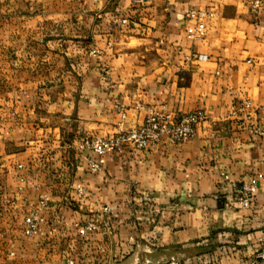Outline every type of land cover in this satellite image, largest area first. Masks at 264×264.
<instances>
[{
	"label": "crops",
	"instance_id": "obj_1",
	"mask_svg": "<svg viewBox=\"0 0 264 264\" xmlns=\"http://www.w3.org/2000/svg\"><path fill=\"white\" fill-rule=\"evenodd\" d=\"M252 1L45 0L28 18L0 16V264H255L264 135L247 126L264 128V0L256 11ZM188 9L215 12L201 38L185 32ZM245 101L248 118L234 112ZM162 105L205 120L185 143L125 145L89 168L97 156L77 150L82 138ZM222 174L256 179L249 208ZM40 194L49 205L27 236Z\"/></svg>",
	"mask_w": 264,
	"mask_h": 264
},
{
	"label": "built area",
	"instance_id": "obj_2",
	"mask_svg": "<svg viewBox=\"0 0 264 264\" xmlns=\"http://www.w3.org/2000/svg\"><path fill=\"white\" fill-rule=\"evenodd\" d=\"M100 1V0H97ZM263 0H253L251 8L256 11ZM215 12L206 9H188L185 12L186 34L191 38H201L206 33V21L213 18ZM121 23H128L126 18L120 19ZM135 24V23H134ZM197 60H205L207 56L198 54ZM251 102L245 101L237 106L235 113L248 118L251 110ZM136 109H142L140 104ZM121 123L127 119V114L120 111ZM205 120V114L201 110L183 112L174 116L164 105L147 108L146 116L141 124L130 128L121 129L108 136H92L82 138L76 145L78 151H88L97 156L96 160H88V166L92 171H98L105 163L104 156L109 152L120 151L125 145L129 146L133 154L145 149H155L163 143L172 145L182 144L195 136L197 126ZM247 130L253 134L264 135V128L259 126H247ZM21 167V166H18ZM223 178L231 183L235 194V203L238 208L246 209L251 206V199L258 189L256 179L234 182L228 174H222ZM83 190V188H80ZM148 200V198H146ZM49 197L40 194L36 206L24 218V231L28 236L38 232L43 221L41 212L48 207ZM88 230L97 228L95 223H89ZM255 264H264V230L261 232L258 249L254 254ZM65 264H75L73 259H68Z\"/></svg>",
	"mask_w": 264,
	"mask_h": 264
},
{
	"label": "rangeland",
	"instance_id": "obj_3",
	"mask_svg": "<svg viewBox=\"0 0 264 264\" xmlns=\"http://www.w3.org/2000/svg\"><path fill=\"white\" fill-rule=\"evenodd\" d=\"M45 0H0V16L1 17H6V19L9 18V16H13L16 14V11L18 10H22L21 14L24 15L25 18H28L32 13H41V10L39 9L38 11H29L27 10L29 8L28 4L31 3V2H36L39 4H41L42 2L44 3ZM28 6V7H26ZM14 8H20L18 10L15 11ZM80 188H83V190H80ZM73 191L75 192V194L81 199L83 197H85L87 191H86V187L84 186V184L82 182H79L77 184H75V186L73 187ZM49 205V204H48ZM105 212L107 213H110L111 212V209L108 207L105 209ZM89 223H95L97 225V228H98V223L96 221H92V220H89V221H86L84 224H83V228L84 230L86 231H93V230H96V229H93V230H88L86 229L85 227L89 224ZM28 236V235H27ZM68 259H73L72 257H67L64 261V264L66 263V261ZM75 262V260H74Z\"/></svg>",
	"mask_w": 264,
	"mask_h": 264
}]
</instances>
